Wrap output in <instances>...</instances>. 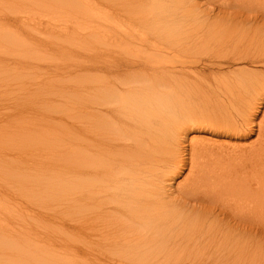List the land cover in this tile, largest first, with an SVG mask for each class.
<instances>
[{"label": "bare ground", "instance_id": "6f19581e", "mask_svg": "<svg viewBox=\"0 0 264 264\" xmlns=\"http://www.w3.org/2000/svg\"><path fill=\"white\" fill-rule=\"evenodd\" d=\"M29 1L44 7L47 3ZM91 1L51 0L47 8L60 17L64 14V19L62 26L49 22L44 30V18L0 12V42L26 46L37 51L35 55L42 45L47 54V48L38 38L28 40L32 31V37L43 32L46 40L57 44L95 31L103 39V49L90 54L86 67L91 72L83 85L75 83L68 89L63 84L72 68L57 81H40L33 71L25 72L26 79L24 73L16 75L26 82L23 92L37 94L38 105L45 97L50 99L47 110L72 107L73 157L68 164L73 180L72 243L68 248L63 245L73 258L58 260L54 252L38 264L264 262L263 122L256 140L247 146L209 147L202 142L191 143L188 150L182 146L190 127H213L228 136L238 135L239 127L252 132L248 125L256 102L250 92H264L263 72L234 68L223 76L216 73V89L209 91L201 79L191 81L190 76H199V65L201 70L234 62L264 65V0H103L100 22L81 35L74 15L91 12ZM24 2L6 0L8 5ZM54 13L45 14L46 23ZM36 58L35 62L42 60ZM31 62L28 67L39 69ZM0 64H15L18 68H9L17 72L26 66L3 56ZM122 69L134 71L108 76ZM217 87L221 100L207 96ZM53 90L60 92L54 96ZM7 101L11 105L3 103L4 109L12 106L21 115H42L33 95L21 101L11 96ZM8 114L0 113L1 122ZM51 116L44 114L46 121H52ZM18 157L4 155L0 160ZM185 168L184 183L170 189V182ZM205 173L218 179V188L209 191L217 190L221 202L222 195L228 196L231 215L225 216L217 202L216 210L201 194L208 190ZM8 234L0 228L1 245L9 242ZM5 248L0 250V264L24 260L22 250Z\"/></svg>", "mask_w": 264, "mask_h": 264}, {"label": "rangeland", "instance_id": "374dc122", "mask_svg": "<svg viewBox=\"0 0 264 264\" xmlns=\"http://www.w3.org/2000/svg\"><path fill=\"white\" fill-rule=\"evenodd\" d=\"M46 1V7H44L41 5L38 6L29 0H26V2L22 4L14 5H8L6 0H0V5L3 4L2 7H0V12L18 11L19 14L26 15L30 19L44 18L45 23H43V25L40 24L42 27L49 24V22L62 26V20L64 18L62 20L61 18L64 17V14L60 17L61 14L59 15L57 14L58 12L56 13L48 9L47 7L51 4V0ZM91 2L94 4L93 6L91 5V12L83 14L82 17H80L81 15H74V17H76L75 19L79 21V26L81 28L77 30L82 32L81 35L88 34L89 30L100 22L101 16L104 13V7L102 6L103 0H92ZM53 13L54 16L56 15L57 17L55 16L54 19L50 18V21L48 20L46 23L47 16H45V14L51 16ZM65 14L68 13L66 12ZM71 26H73V24ZM44 29L46 28L43 27L42 30ZM32 32L28 40L38 38L47 48V54H45L43 45L42 51H38V54L35 55L37 51H31L26 46L0 42V56L8 57V61H15L21 64H26L32 60L31 64L39 68L36 69L35 67L32 68V70L31 67H28L26 64L25 69H19L20 72H17L16 69L9 68V66L18 68L15 64L6 67L0 64V113H2V115L5 112L9 113L6 121L1 122L0 120V158L4 155L7 158L19 156L17 159L5 158L4 160H0V201H2V203H0V228H4L9 233L7 236L9 242L6 241L7 244H0V250L4 247H7L5 248L7 251L20 249L22 250V258L24 259H20L17 263L9 264H38L42 259H49L54 252L58 254L55 258L58 260L63 258L65 261V259L73 258L69 250H64V245L68 248V246L70 247V243H72L69 224L71 223L70 220L73 211V180L72 178L70 179L68 171L70 167L68 164L73 157L72 133L69 134L72 124V117L70 116L72 107L60 106V108H62L60 111L47 110V104L45 103L49 102L50 99L47 101L45 97L42 98L45 99V101L43 103L40 102L38 105L37 94L36 99L35 93L32 91L29 92L31 94L23 92L24 90L21 86H27L25 85L26 82L23 83L20 77H16V75H18V73H24V79H26L25 72L33 71V73L39 74L36 78L40 81H43V79L46 80V78H48L49 81L53 79L57 81L59 77L64 74L66 69L72 68L71 75H68L69 77L65 75L66 78L63 83L68 89H71L74 87L75 83L79 85L82 83L83 85L85 81L87 82L89 73L91 72V70L86 67L90 54L103 49V39L100 31H95L94 34L86 35L83 38L77 37L73 41L67 40L60 44L46 40L48 35L43 32L42 34L44 35H38V33H36V37H32ZM36 57L42 60L35 62L34 60L37 59ZM55 63L59 65H55ZM78 64H82L83 66L79 67ZM200 66L201 65L196 66V71L199 72V76L191 75L190 80L195 81L198 80V78L201 79V86H204V89H208V91L209 88L211 90L216 89L214 82L216 73L223 76L226 73H230L234 68L264 73V65L258 63L240 64L234 62L222 65L220 68L210 67L202 70ZM132 71L134 70L122 69L111 72L108 76H114L116 74L124 75ZM96 72L98 74L101 73L99 70H96ZM4 80L8 82L7 86L3 85ZM30 87H34V85ZM59 92L58 90L55 92L53 90L52 93L54 96H57ZM31 95H33V99L35 100V106L37 107L38 105L42 115L39 113L21 115V113H18L19 111H14L12 106H10L11 110L10 108L4 109V107H2L5 102L11 105V103L7 101V98L11 96H15L18 101H21L23 98L25 99V96L30 97ZM210 95H214L215 98L221 100L222 91L220 87H217V91H214L213 94L210 92L207 96ZM82 96H84L83 91ZM250 97H253L256 102L254 105L255 109L252 110V112H254L252 121L248 125V127L252 129V132H249L248 128L239 127L237 132L238 135L231 134L228 136V134L220 133L213 127L212 129L207 127H190L191 130L188 131V135L185 138L186 140L182 145L184 149L188 150L191 143L196 144L197 142H202L204 145L206 144L205 146L209 147L213 145L216 146L217 143L247 146L254 142L257 138V127L259 128V126H261V122H263L262 128L264 127V92H250ZM61 98L63 100V97H60V99ZM70 98H72V96ZM43 113L47 116H49V114L52 115L51 117L54 119L52 121H46ZM4 116L5 114L2 117L5 118ZM23 142L24 144H22ZM36 154L38 155L36 156ZM186 157H188V155H186ZM51 161L56 163V165L48 166L47 163L50 164ZM208 164L212 167L211 162ZM187 171L188 168H185V170L170 182L168 187L175 190L182 185L185 181ZM214 177H210L208 173H205L203 177V182L205 184L204 188H208V190L206 191L207 194L203 192L201 194L204 195V198L211 205L213 204L212 207L216 209L217 202L219 208L224 210L222 213H226L225 216L231 215L232 213L230 209H228V204H226L228 196L222 195L223 201L221 202L220 198H217V190L209 191L213 187H215V189L218 188V179ZM62 182L64 184L66 183V185L69 184L71 187L69 189L64 188ZM228 195L230 196L231 193L229 192ZM235 217L237 218V216ZM37 240L39 241L38 246L36 244ZM54 241L57 242L55 247L52 245ZM3 255L7 256V254ZM79 262L80 260H78L77 264H91ZM149 264H216V262L192 263L190 261H182L174 263L172 259H168ZM226 264H264V262L262 260H235Z\"/></svg>", "mask_w": 264, "mask_h": 264}]
</instances>
